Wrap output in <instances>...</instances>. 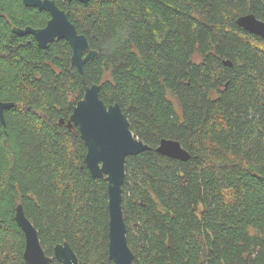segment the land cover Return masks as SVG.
<instances>
[{
  "label": "trees",
  "instance_id": "obj_1",
  "mask_svg": "<svg viewBox=\"0 0 264 264\" xmlns=\"http://www.w3.org/2000/svg\"><path fill=\"white\" fill-rule=\"evenodd\" d=\"M51 1L97 56L79 74L66 41L13 33L47 12L0 0V264H25L18 205L50 264L65 242L79 264H112L107 183L66 127L92 85L149 148L124 165L133 264H264V40L236 24L264 23V0ZM162 139L190 158L158 154Z\"/></svg>",
  "mask_w": 264,
  "mask_h": 264
},
{
  "label": "water",
  "instance_id": "obj_2",
  "mask_svg": "<svg viewBox=\"0 0 264 264\" xmlns=\"http://www.w3.org/2000/svg\"><path fill=\"white\" fill-rule=\"evenodd\" d=\"M25 7L36 8L47 12L50 16L47 24L41 29L13 28L17 36H33L38 47L48 48L54 41L64 40L71 49V65L83 75V67L93 60L97 53L90 50L85 36L77 33L68 15L61 11L51 0H21ZM82 4L90 0H64ZM236 24L246 33L264 40V23L252 14L239 17ZM231 67L230 63L224 62ZM11 103L0 101V122L5 126L4 111L10 109ZM59 125L65 124L63 119ZM71 130L76 127L86 148L84 163L93 179L104 180L107 183L108 195V258L112 264H133L127 238L126 225L122 211V186L125 180V160L148 150V146L138 140L131 130L126 116L118 105L105 106L99 99V87L85 86L83 98L73 108L66 124ZM156 152L162 156L187 161L190 156L181 145L170 139L160 140ZM14 220L24 234L25 247L23 260L25 264H50L52 258L47 257L40 245L37 231L25 217L23 208L18 205L15 209ZM54 259L61 264H79V260L65 242L54 248Z\"/></svg>",
  "mask_w": 264,
  "mask_h": 264
}]
</instances>
